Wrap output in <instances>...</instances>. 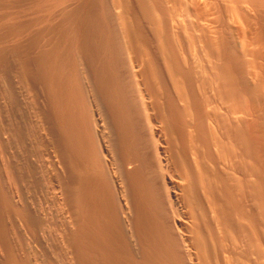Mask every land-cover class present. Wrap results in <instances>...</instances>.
I'll list each match as a JSON object with an SVG mask.
<instances>
[{
	"label": "bare ground",
	"instance_id": "1",
	"mask_svg": "<svg viewBox=\"0 0 264 264\" xmlns=\"http://www.w3.org/2000/svg\"><path fill=\"white\" fill-rule=\"evenodd\" d=\"M0 156V264H264V0H0Z\"/></svg>",
	"mask_w": 264,
	"mask_h": 264
},
{
	"label": "rangeland",
	"instance_id": "2",
	"mask_svg": "<svg viewBox=\"0 0 264 264\" xmlns=\"http://www.w3.org/2000/svg\"><path fill=\"white\" fill-rule=\"evenodd\" d=\"M0 157H1V156H0ZM1 160L3 161V157H2ZM0 174H1L0 176H1V178H2V179L0 178V179H1V180H0V184H2V183L5 181L3 184H4L5 186H7V185H8V182H6V181H8V179H6V180L4 179V178H6V177H5V173H4V175H3L2 171H0ZM3 179H4V180H3ZM1 181H2V182H1Z\"/></svg>",
	"mask_w": 264,
	"mask_h": 264
}]
</instances>
